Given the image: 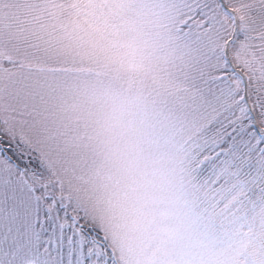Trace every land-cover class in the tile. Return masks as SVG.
<instances>
[{
  "label": "snow or ice",
  "instance_id": "snow-or-ice-1",
  "mask_svg": "<svg viewBox=\"0 0 264 264\" xmlns=\"http://www.w3.org/2000/svg\"><path fill=\"white\" fill-rule=\"evenodd\" d=\"M0 264H264V0H0Z\"/></svg>",
  "mask_w": 264,
  "mask_h": 264
}]
</instances>
